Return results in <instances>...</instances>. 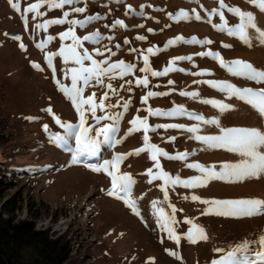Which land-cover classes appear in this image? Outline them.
Instances as JSON below:
<instances>
[{
	"label": "rangeland",
	"instance_id": "rangeland-1",
	"mask_svg": "<svg viewBox=\"0 0 264 264\" xmlns=\"http://www.w3.org/2000/svg\"><path fill=\"white\" fill-rule=\"evenodd\" d=\"M15 2V0H14ZM37 0H19L20 11L14 10L9 0H0V163L16 169L17 186L9 191L19 193L21 209L16 213V220L33 219L35 229H46L52 238L62 236L68 242L70 256L74 264H210L213 259H218L230 251L234 246L244 241L249 242L246 255L253 257L261 251L258 237L264 235V214L251 217H225L216 214H202L209 205L193 202L190 197L196 195L202 199H239L259 198L264 200V174L237 180L236 178L212 179L206 187L186 189L183 187L167 188L169 201L158 203L157 208H163L165 218L173 215L168 204L176 207L175 224H170L177 235H181L179 246L173 240L168 239L167 232L157 225L158 214L152 208L153 200L163 201V192L160 186L161 180L147 183L148 177L144 173L148 168H153L154 174L158 171L153 167L147 152L139 156L129 155L119 165L120 173H129L136 180L130 198L137 201L140 216L134 215L122 200L109 197L106 190L111 186V178L104 172L96 173L85 165H96L105 159H111L114 154H127L143 146L142 132L129 136L119 145L109 146L102 144L99 153L95 157L81 160L80 163H71V153L57 146L49 140L48 134L43 130L47 124L52 133L62 129L55 124L52 117L43 111L51 106L53 113L62 121L78 122V116L72 107L71 101L58 91L52 78V71L44 61L46 53L58 52L61 44L71 43L70 40L60 41L58 34L69 26L53 25L47 32L39 33L33 30L36 23H42L46 19L61 18L64 9L48 11L44 5L40 11L46 13L43 17L32 19L33 14L28 13V31H25L21 17L24 8ZM87 10L83 14L73 13L69 19H84L86 16L99 13L103 19L86 25L85 28L75 29L79 37L98 30L102 36H112V40L104 39L99 44H92L82 40L84 48L93 54V58L102 60L108 57L94 55V50H104L105 46L111 48L117 54L110 58L111 62L124 60L133 63L136 68L132 74L123 78L109 80L104 78V85L111 83L116 94L109 91V99L106 104H116L120 101V107L110 109L111 112L123 111L122 105L131 100L128 111L120 121L119 132L116 138H122L130 127L129 121L134 115L144 117L145 109L169 110L176 105H182L194 114L203 115L206 119L215 118L218 125L203 124L188 117L159 118L149 117V124H183L186 127L197 125L200 128L198 135H219L220 128H256L264 131V116L258 114L251 106L235 97L228 98L225 93L216 91L206 84H197L194 81H228L240 88L264 89V83L234 77L219 66V63L207 57L195 55L205 51L219 52L224 61L242 60L250 62L257 69L264 70V44L260 43L254 30H250V46L226 33L218 32L213 24L221 21L218 16L211 17L209 23L208 13L218 8V0H85ZM85 3L75 5L84 7ZM229 6H239L244 11L254 13L258 27L264 30V14L252 7L247 0H225ZM132 11L126 14L127 6ZM143 15H140L141 6ZM154 8L163 11H154ZM180 10L188 13V18L170 20L168 14L175 15ZM201 19H195L196 15ZM225 18L229 26L238 23V19L224 10ZM117 19L124 21L126 27H105L112 25ZM158 21V22H157ZM144 27H139V25ZM153 29L149 33L147 29ZM5 33L8 35L6 36ZM20 35L21 41L11 39V36ZM47 35L55 37L43 50L35 45L41 42ZM137 35L146 37L145 41L135 39ZM182 36L186 39L196 37L198 40L210 39L213 43L208 45L178 43L169 47L166 51L156 52L157 46L163 48L169 39ZM129 40L124 44V40ZM24 43L26 51H21L19 43ZM231 45L224 48L221 43ZM116 44L121 47L117 49ZM153 48L155 55L147 52ZM131 49L137 51L131 52ZM82 51V49H81ZM149 58V67L153 71H163L168 66L169 60L177 56L192 55V61H177L176 67L188 72H197L202 69L211 70L213 75L194 76L180 72H170L163 77H151L148 74L149 85L137 87L136 78H142L145 74L139 72L143 67V55ZM30 62L40 64L43 71H37ZM89 62H85L87 65ZM56 68V78L64 85L70 87V76L65 78L63 69L74 67L71 62L65 65L60 57L53 58ZM193 64L195 67H193ZM132 80V91L126 81ZM173 80V85L167 81ZM124 85L121 88V85ZM159 85V87H154ZM170 92L163 97L149 98L147 103H141V97L147 92ZM108 91L106 87H100L93 82L86 87L83 95L87 97L95 93V99ZM180 91H198V99H215L231 105V110L219 111L210 105H205L191 98L180 96ZM139 109V111H137ZM97 115L103 113L97 111ZM88 123L91 124L90 114ZM110 123L109 121H102ZM94 134V132H93ZM192 134L175 129H158L150 132V142L160 148L175 154L176 152H188L187 161H172L160 158L162 169L171 175H179L181 178H189L200 175L195 170L185 167L186 163H196L210 166L215 165V171L221 170L223 163H239L243 158L225 148L212 147L200 141L190 138ZM169 137H176L174 143H167ZM102 139V137L100 138ZM74 147V140L70 141ZM194 153V154H193ZM0 199L3 203L7 195ZM188 197L189 199H185ZM182 209V211H180ZM143 217V221L141 219ZM190 219L193 224L202 228L207 239H200L195 234L196 243H190L184 238V233L192 225L184 224V220ZM162 222V221H161ZM147 224V226H146ZM123 233V235H120ZM163 240V243H161ZM222 248L224 252L216 253L214 249ZM166 249L176 251L181 259L169 255ZM134 258V259H133ZM154 258V259H149Z\"/></svg>",
	"mask_w": 264,
	"mask_h": 264
},
{
	"label": "snow or ice",
	"instance_id": "snow-or-ice-1",
	"mask_svg": "<svg viewBox=\"0 0 264 264\" xmlns=\"http://www.w3.org/2000/svg\"><path fill=\"white\" fill-rule=\"evenodd\" d=\"M247 2L254 8H256L260 13L264 14V0H247ZM85 3V0H37V2L30 4L28 7L24 8V15L21 17L24 24L25 31H28V18L27 14L32 13V19L36 20L38 17H43L46 13L41 12L40 9L47 5L48 11L54 9H64L65 6H69L70 10L63 11L61 18L46 19L42 23H36L33 26V30L37 33L40 31L47 32L48 28L53 25H65L69 27L58 34L60 41L70 40L71 43L61 44L58 52L46 53L44 55V61L48 68L52 71V78L57 86L58 91H60L66 99L71 101L72 107L78 116V122H68L62 121L61 118L53 113L51 106L43 109L48 113L55 124L59 126L63 131L62 133L56 132L52 133L47 124L43 125V130L48 134L49 140L55 143L57 146L64 148L66 151L71 153V163L77 164L81 160H87L89 157H95L99 153L100 146L102 144H108L109 146L119 145L129 136L134 133L142 132L143 146L135 149L127 154H114L111 159H105L102 163L91 165L87 164L86 167L90 168L93 172L100 173L104 172L108 177L111 178V186L106 190V194L109 197H115L118 200H122L124 204L129 207L134 215L140 216V209L137 205V201L131 199V193L133 191V186L137 183L136 180L129 173H120L119 165L124 160L127 159L129 155L139 156L141 153L147 152L149 154V159L153 162V167L158 171L154 174L153 168H148L144 173L147 175V183L151 184L154 180H161L163 184L160 186L163 192V201L153 200L151 202L152 208L155 209L154 214H158L157 219L158 227L167 232L168 239L173 240L177 246H179L181 241V235H177L170 224L176 223L175 213L177 209L175 206L168 204L171 208L173 215L171 217L165 218L163 208H157L158 203H167L169 201V192L167 188L183 187L186 189L206 187L208 182L212 179H226V178H236L237 180L258 176L264 174V131L258 130L256 128H220L219 135H198L200 128L197 125L186 127L183 124H149V117H159V118H175V117H188L189 119L195 120L203 124H213L218 125L219 121L215 118L206 119L203 115L194 114L182 105H176L169 110L162 109H152L147 108L145 111L147 115L140 117L139 115H134L129 121L130 127L125 132L124 137L116 138V134L119 132L120 121L124 114L128 111L131 100L125 101L122 105L123 111L111 112L108 111L113 108L120 107V101L116 104H106L105 101L109 99V91L113 95L116 94V90L113 89L111 83L104 85V78L107 77L109 80H115L117 78H123L132 74L136 68L133 63H126L124 60H119L116 62H111L110 58L116 56V52L112 51L111 48L105 46L104 50L99 48L94 50V55L104 56L105 52L108 53V57L102 60H97L93 58V54L88 51L87 48L83 47L82 40L90 42L92 44H99L102 40L108 39L112 40V36L104 37L101 33L96 30L90 34L84 35L82 38L76 34L75 29H83L91 22L103 19V17L97 13L94 15L86 16L84 19L72 18L73 13L83 14L87 10V5L85 3L84 7H76L75 5ZM10 6L16 10L20 11L19 0H9ZM146 7L141 6L140 15H143L142 9ZM154 11H163V9L154 8ZM224 10L232 14L238 19V23L229 26L224 15ZM132 11L131 6H127L126 14ZM209 23H211L212 16H218L221 23L213 24V28L222 33H226L231 37L239 39L245 44L250 46V30H254L257 34V38L260 43L264 44V30L258 27L257 18L254 13L242 10L239 6H229L225 3V0H218V8L212 9L209 13ZM168 18L170 20L186 19L188 18V13L184 10H180L175 15L169 13ZM195 19L200 20V15H196ZM158 22V21H157ZM117 26L126 27L124 21L117 19L112 25H105V27L116 28ZM139 27H144V25H139ZM149 33H153L154 30L147 29ZM7 36L8 34L5 33ZM15 41H21L20 35H14L10 37ZM55 37L52 35H47L41 42L37 43L35 46L38 49L43 50L50 42L54 41ZM138 41H145L146 37L143 35H137L135 37ZM129 40L125 38L124 44H128ZM178 43L186 44H200L208 45L213 43L210 39L198 40L196 37L184 38L182 36H177L175 38L169 39L163 48L157 46L156 52L166 51L169 47L176 46ZM224 48H229L231 45L221 43ZM115 47L119 49L120 44H116ZM19 48L21 51H26V46L24 43H19ZM82 49V51H81ZM131 52L137 51L136 49H131ZM147 52L149 54L155 55L153 48H148ZM143 55V54H142ZM200 57H207L213 59L219 63V66L223 68L226 72L234 77L244 78L251 81H256L258 83H264V70L257 69L250 62H245L239 59L232 61H224L219 52H213L211 50L197 53ZM60 57L65 65L71 62L74 67L63 69L65 78L70 76L71 86L68 87L61 83L59 79L56 78V68L53 64V58ZM193 56H177L169 60L168 66H166L163 71H153L149 67V58L147 55H143V67L139 69V72L145 75L142 78H136L134 83L137 87L144 86L145 88L149 85L148 74L151 77H163L168 75L170 72H180L186 75L194 76H210L213 75L211 70L202 69L197 72H188L183 68L175 66L177 61H192ZM89 62L87 65L85 62ZM31 66L37 71H43L40 64L36 62H30ZM193 67L195 65L193 64ZM93 82L95 85L100 87H106L108 91H105L102 96L99 97V102L95 99V93L85 97L83 95L85 88L92 86ZM129 85L128 91L131 92L132 80L126 81ZM175 82L173 80H168V85H173ZM197 84H206L208 87L213 88L216 91H220L226 94L228 98L235 97L239 100L244 101L254 110L258 112L261 116H264V89L253 90L251 88H240L228 81H211V80H199L194 81ZM121 88L124 87L122 84ZM154 87H159V85H154ZM171 94L170 92H159L149 90L147 94L141 97V103H147L149 98L163 97ZM182 97L191 98L196 100V102L210 105L217 108L219 111L224 112L231 110L232 106L226 103H222L215 99H198L200 93L198 91H180L178 93ZM103 113V115H97V111ZM139 111V109L137 110ZM89 114L93 123L89 124ZM102 121H109L110 123H103ZM158 129H164L165 131L169 129L186 131L191 135L190 138L200 141L212 147L225 148L233 153L239 154L243 159L239 163H223L220 167L219 172L215 171V165L205 166L198 162L196 163H186L185 167L192 169L200 173V175L181 178L178 174L171 175L167 171L162 169L160 158H165L172 161H187L189 158L188 152H176L175 154H169L166 150L160 148L158 145L150 142V132H156ZM94 132V134H93ZM102 137V139H100ZM74 140V147L70 145V141ZM176 137L167 138V143H174ZM194 154V153H193ZM185 199H189L185 197ZM191 201L199 202L210 207L205 209L202 214H216L225 217H251L255 215L264 214V200L259 198H239V199H202L196 195L190 197ZM182 211V209L180 210ZM143 221V217H141ZM162 221V222H161ZM184 224L192 225L188 228L187 232L184 233V238L190 243H196L194 238L195 234L200 237V239H207L202 228L193 224L192 220H184ZM147 226V224H146ZM120 235H123L121 233ZM258 242L261 246V251L254 254V258L246 255V251L249 247V242L244 241L234 246L230 251L218 259H213L210 264H264V235L258 237ZM163 243V240H161ZM169 255L175 257L176 259H181L180 255L176 251H171L166 249ZM216 253L224 252L222 248L214 249ZM134 259V258H133ZM154 259V258H149Z\"/></svg>",
	"mask_w": 264,
	"mask_h": 264
},
{
	"label": "trees",
	"instance_id": "trees-1",
	"mask_svg": "<svg viewBox=\"0 0 264 264\" xmlns=\"http://www.w3.org/2000/svg\"><path fill=\"white\" fill-rule=\"evenodd\" d=\"M0 163V199L15 189L17 168ZM10 192L0 204V264H74L63 237L52 238L46 229H35L33 219L16 220L21 196Z\"/></svg>",
	"mask_w": 264,
	"mask_h": 264
},
{
	"label": "bare ground",
	"instance_id": "bare-ground-1",
	"mask_svg": "<svg viewBox=\"0 0 264 264\" xmlns=\"http://www.w3.org/2000/svg\"><path fill=\"white\" fill-rule=\"evenodd\" d=\"M258 90H261V89H258ZM2 159H1V156H0V161H1Z\"/></svg>",
	"mask_w": 264,
	"mask_h": 264
}]
</instances>
